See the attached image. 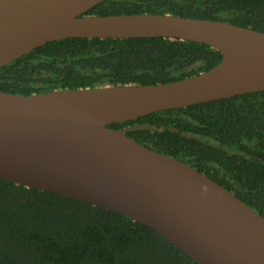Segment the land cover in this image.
I'll use <instances>...</instances> for the list:
<instances>
[{
  "label": "water",
  "instance_id": "obj_1",
  "mask_svg": "<svg viewBox=\"0 0 264 264\" xmlns=\"http://www.w3.org/2000/svg\"><path fill=\"white\" fill-rule=\"evenodd\" d=\"M104 0H0V67L64 38L163 37L223 55L154 84L0 91V180L104 206L160 232L200 264H264V216L191 164L113 123L264 90V32L171 14L83 15Z\"/></svg>",
  "mask_w": 264,
  "mask_h": 264
},
{
  "label": "trees",
  "instance_id": "obj_2",
  "mask_svg": "<svg viewBox=\"0 0 264 264\" xmlns=\"http://www.w3.org/2000/svg\"><path fill=\"white\" fill-rule=\"evenodd\" d=\"M171 14L264 32V0H104L83 15ZM222 53L163 37H72L0 67V91L170 82ZM110 127L193 165L264 216V90L160 110ZM0 264H200L156 229L63 194L0 180Z\"/></svg>",
  "mask_w": 264,
  "mask_h": 264
}]
</instances>
